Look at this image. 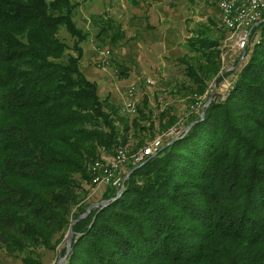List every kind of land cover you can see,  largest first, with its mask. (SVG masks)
I'll return each mask as SVG.
<instances>
[{
	"label": "trees",
	"instance_id": "1",
	"mask_svg": "<svg viewBox=\"0 0 264 264\" xmlns=\"http://www.w3.org/2000/svg\"><path fill=\"white\" fill-rule=\"evenodd\" d=\"M76 6L0 0V244L10 252L54 250L91 204L78 196L91 182L89 164L140 132L154 135L145 99L123 115L80 69L88 33L74 22ZM103 23L97 37L112 27ZM257 29L227 95L211 100L203 117L190 113L189 129L129 164L119 196L107 186L106 203L72 224L65 264H264V21L253 35ZM225 34L208 19L188 37L196 64L179 61L194 96L221 79ZM160 115L161 130L178 121Z\"/></svg>",
	"mask_w": 264,
	"mask_h": 264
},
{
	"label": "rangeland",
	"instance_id": "2",
	"mask_svg": "<svg viewBox=\"0 0 264 264\" xmlns=\"http://www.w3.org/2000/svg\"><path fill=\"white\" fill-rule=\"evenodd\" d=\"M72 1L77 4L73 11L74 22L88 33L86 40L80 44L82 56L79 67L84 75L97 83L100 96L108 97L123 115L129 116L122 111L121 102L130 85L135 87L133 99L136 106H141L143 100H146L154 135L150 136L147 131L140 132L139 136L130 139L126 149L121 146L128 156L138 155L142 146H147L153 138L167 131L161 130L159 126L160 122H164V119L160 120L162 111L165 116L177 117L178 126L182 130L188 116L193 112L198 114L207 98L222 99L227 82L232 81L237 69L247 58L244 55L240 59L241 53L228 46L222 50L224 37L219 46L221 79L217 83L215 77L209 80L205 93L194 96L193 84L185 74V64L179 59L184 56L186 63L196 64V54L187 49V39L192 36L196 27L206 23L208 19L218 21V10L212 0ZM105 19L112 27H107V34L101 33L97 37ZM255 32L259 34L260 29ZM58 36L68 46L67 52L75 54L72 49L73 38L64 26H60ZM111 37H114L113 41L110 40ZM117 65L123 66L126 74H120ZM147 79L152 83H148ZM174 126L175 124L169 129ZM111 157L112 155L103 153L101 160L108 161ZM89 172L92 175L91 169ZM82 185L86 193L80 191L78 196L83 204L91 203L89 207L99 205L103 191H96V188L103 186L99 187L92 181ZM75 209L73 207L72 211ZM67 233L68 229L64 239L54 250L38 246L21 252H10L0 244V264H33L25 262L24 258L38 264H56L61 256L59 253L65 248Z\"/></svg>",
	"mask_w": 264,
	"mask_h": 264
},
{
	"label": "bare ground",
	"instance_id": "3",
	"mask_svg": "<svg viewBox=\"0 0 264 264\" xmlns=\"http://www.w3.org/2000/svg\"><path fill=\"white\" fill-rule=\"evenodd\" d=\"M216 2V8L218 10V21H217V26L219 28H222L226 31V36L222 44V50L224 49V44H230L231 40H234V37H240L241 35H244L245 33V25L244 22H242V19L244 20H251L252 17H255L258 13V5H257V0H247V6H242L240 7V2H246V0H227L225 4H220V0H215ZM240 7V9H239ZM227 9V12H226ZM226 12V21L223 20V16ZM257 33H255V38L250 41V46L249 48L252 47V44L254 43L255 39L257 38ZM148 83H152L150 79H147ZM232 83L227 84V89L224 92L223 96H226L229 88ZM129 89H135L134 85H130L129 88L127 89L126 95H129ZM131 108H136V104L134 100L131 101ZM122 111L126 112V109H123L121 105ZM136 113V110L134 114ZM179 129L178 122L175 124L174 127L171 129L167 130L165 133L162 134V136H169L170 133L174 132V130ZM184 132V131H183ZM183 132L176 133L174 134L171 139L179 137ZM157 137L153 138V140L147 144V146L141 148L139 150L138 155H132L128 156V153L125 149L121 148V146H118L115 148L114 153L112 154V157L108 161H103V160H94L92 163L89 164L90 169L92 168V183L98 184L99 187L103 188H96V191H104L107 186L112 187L110 185H100L102 182V175H103V170L104 167L107 166L108 163L110 164H117L118 160V152L121 153L122 156H125L124 162L122 163V169L125 171L123 177H122V182L119 187H113L117 190V196L120 195L123 186H124V181L128 177L130 171H129V164L132 163L133 157L137 158L140 156L143 152H146L149 150L150 146L155 144ZM169 141V140H168ZM154 155V154H151ZM145 158V157H144ZM144 158L137 160V162L142 161ZM94 186V185H91ZM103 193V192H102ZM103 203H106L105 201H102ZM100 205V204H99ZM97 205V206H99ZM103 205V204H102Z\"/></svg>",
	"mask_w": 264,
	"mask_h": 264
},
{
	"label": "built area",
	"instance_id": "4",
	"mask_svg": "<svg viewBox=\"0 0 264 264\" xmlns=\"http://www.w3.org/2000/svg\"><path fill=\"white\" fill-rule=\"evenodd\" d=\"M225 2H227V0H220V4H225ZM257 5H258V13L255 17H252L251 20L242 19V22H244L245 25L244 35H241L240 37H234V40H231L230 44H224V49L226 46H228L231 49H234L235 51L241 53L240 59L244 58V55L246 53L245 52L246 48L250 46V41H252V39L255 38V34L253 35V28L256 25H258L261 21H264V0H257ZM242 6H247V0L246 2H240V7ZM226 12L223 16V20L225 21H226ZM101 55H103V52L101 53ZM224 62L225 59L223 58V63ZM230 83L231 82H227V84ZM134 92L135 89H129V95H125L124 99L121 102L123 109H126V113L129 115H134V112L136 110V108H131V101L134 100L133 99ZM200 110L198 113H200ZM184 130L185 127L182 130H180L179 127V129L174 130V132L170 133L169 136H162V135L157 136L155 144L151 145L149 150L143 152L137 158H133L132 163H135L137 162V160H140L151 154H156V152L161 148L164 142H167V140H171V137L174 134L183 132ZM124 159L125 156H122L121 153L118 152L117 164L108 163L107 166L104 167L102 182L100 183V185H110L112 187H119V185H121L122 177L125 173V171L122 169V163L124 162ZM91 172H92V168H91Z\"/></svg>",
	"mask_w": 264,
	"mask_h": 264
},
{
	"label": "water",
	"instance_id": "5",
	"mask_svg": "<svg viewBox=\"0 0 264 264\" xmlns=\"http://www.w3.org/2000/svg\"><path fill=\"white\" fill-rule=\"evenodd\" d=\"M210 101H211V99L210 98H207V100L205 101V103L201 107V110H200L201 117H203V115H204V109L209 104ZM190 126H191V124L189 126H186L185 127V131L187 129H189ZM102 204H105V203L100 202V205H102ZM90 209H91V207H88L87 208V211L84 214H82L81 216H79L78 218H76L75 220H73L71 222V224L69 225L68 233H67L66 238H65V252H64V254L62 256H59L56 264H65L66 259H67V256H68L69 251H70V244H71V240H72V238H71L72 237V233H73L72 232V224L74 222H76L77 220H79L80 218H82L83 216H85L87 214V212H89ZM59 255H60V253H59Z\"/></svg>",
	"mask_w": 264,
	"mask_h": 264
}]
</instances>
